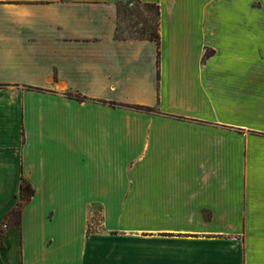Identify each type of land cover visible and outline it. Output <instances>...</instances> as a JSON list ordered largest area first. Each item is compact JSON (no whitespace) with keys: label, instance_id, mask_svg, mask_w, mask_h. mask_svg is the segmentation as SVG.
<instances>
[{"label":"crops","instance_id":"0c3cea01","mask_svg":"<svg viewBox=\"0 0 264 264\" xmlns=\"http://www.w3.org/2000/svg\"><path fill=\"white\" fill-rule=\"evenodd\" d=\"M259 20L264 0H0V264H264Z\"/></svg>","mask_w":264,"mask_h":264},{"label":"rangeland","instance_id":"374dc122","mask_svg":"<svg viewBox=\"0 0 264 264\" xmlns=\"http://www.w3.org/2000/svg\"><path fill=\"white\" fill-rule=\"evenodd\" d=\"M257 49H258V57H257L258 72H259V79H261L264 76V20L263 21L259 20L257 22ZM20 210H21V206H19L16 211H13L12 214L14 216V222L18 220L20 215ZM9 225H10V217L0 224V239L3 238L4 232L9 228Z\"/></svg>","mask_w":264,"mask_h":264},{"label":"trees","instance_id":"16d2710c","mask_svg":"<svg viewBox=\"0 0 264 264\" xmlns=\"http://www.w3.org/2000/svg\"><path fill=\"white\" fill-rule=\"evenodd\" d=\"M27 192V193H26ZM33 193V189L31 185L28 182L23 181L22 187H21V192H20V198L21 200L18 203V207L22 205L23 200L29 199L30 196ZM18 207L15 209V211L18 209Z\"/></svg>","mask_w":264,"mask_h":264}]
</instances>
